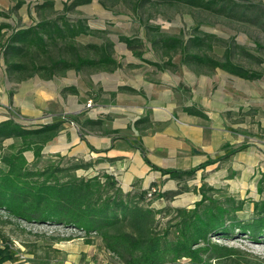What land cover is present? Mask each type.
Here are the masks:
<instances>
[{
  "label": "trees",
  "instance_id": "16d2710c",
  "mask_svg": "<svg viewBox=\"0 0 264 264\" xmlns=\"http://www.w3.org/2000/svg\"><path fill=\"white\" fill-rule=\"evenodd\" d=\"M91 1L69 0L63 5L61 13L49 18L48 15L54 13V2L43 0L35 8L40 20L28 28L11 30L6 37L1 34V30L9 26L2 24L0 50L7 78L23 81L37 76L50 80L62 77L68 71L80 74L85 70H116L119 64L113 58L111 42L76 43L78 37L96 38L105 33L90 28L83 19L69 18L70 13ZM153 1L98 0L104 9L123 4L131 7L133 12ZM163 3L198 7L224 14L228 18L237 17L233 15L237 14L238 18L264 33V7L260 3L251 4L249 0H164ZM22 5L23 2H18L11 13H15ZM0 17L8 16L0 12ZM145 28V43L138 38L126 37H120L119 41L139 60H142L146 44L153 53L166 57L164 66L157 62H145L157 70L174 68L172 58L179 55L181 64L188 68L197 67L210 72L219 69L246 81H257L262 77L260 72L248 70L233 61L234 49L238 51L240 47L234 48L231 41L201 33L198 27L192 28L193 34L187 40L182 36L167 35L158 26L147 25ZM218 45L224 48L222 59L208 53ZM245 55L261 63L260 58L247 53ZM118 91L135 93L126 87H119ZM62 92L76 93L72 87L64 88ZM186 111L205 118L201 112L191 109ZM66 120L76 121V118L66 117L40 126H24L11 119L0 122V213L9 221L76 230L85 236L86 245L93 244L92 235L97 236L114 264H264V259L247 250L212 241V238L226 240L235 235L244 236L251 242L262 241L264 201L253 202L252 218L241 221L236 213L242 210L243 200L236 201L231 197L217 200L209 195L212 188L201 185L200 200L193 208L155 210L151 202L146 200L150 188L130 196L122 192L118 182L110 175L83 178L75 175L76 171L87 169L89 164L64 163L57 156V161L42 168H31L25 153L31 152L37 164L45 145L57 136ZM96 124L87 119L82 125ZM9 139L18 140L19 146L13 153L3 155V142ZM226 154L224 158L228 157L229 152ZM204 166L184 172L158 171L172 180L182 181L192 178ZM181 191L163 192L157 197L170 199ZM165 211L170 214V218L165 227L158 230L156 217ZM16 260L8 243L0 249V264Z\"/></svg>",
  "mask_w": 264,
  "mask_h": 264
},
{
  "label": "crops",
  "instance_id": "0c3cea01",
  "mask_svg": "<svg viewBox=\"0 0 264 264\" xmlns=\"http://www.w3.org/2000/svg\"><path fill=\"white\" fill-rule=\"evenodd\" d=\"M164 71L156 69L152 77L148 73L130 77L117 88L108 83L102 85L101 92L88 95L94 102L93 115L85 108L89 101L85 96L87 90L71 81L63 82V76L11 81V87L0 98V122L11 119L20 125L49 124L57 119L76 118V121H64L57 136L45 145L37 164L31 152L25 153L29 166L32 163L42 168L44 163L57 161V156L64 163L89 164L87 169L78 171L87 177L110 175L122 192L130 196L153 186L162 193L176 190L180 180H172L158 169L184 172L203 165L193 176L194 183L202 182V176L205 181V174L216 171L230 185L229 192L240 187L243 193L252 181L257 195L263 194L264 147L259 145L258 123L248 141H244L241 133L244 126L240 121L244 100H236V92L225 87H210L205 92L192 87L189 100H180L178 83L172 79L173 75L165 78ZM67 78L71 77L67 74ZM68 87L76 93H63ZM119 87L131 88L135 93L118 91ZM187 109L201 112L205 118L188 113ZM87 119L97 124L83 126ZM18 146V140H5L3 155L13 153ZM227 152L229 155L224 158ZM200 186L186 193L195 202ZM156 205L153 203L151 207L160 209ZM85 247V262L93 264V254L90 255L93 244ZM102 250L105 263L114 264L103 247Z\"/></svg>",
  "mask_w": 264,
  "mask_h": 264
},
{
  "label": "rangeland",
  "instance_id": "374dc122",
  "mask_svg": "<svg viewBox=\"0 0 264 264\" xmlns=\"http://www.w3.org/2000/svg\"><path fill=\"white\" fill-rule=\"evenodd\" d=\"M20 1L23 2V5L15 13H11V9ZM42 1L0 0V12L8 16L7 18L0 17V26L2 24L9 26V28L1 30V34L6 37L11 30L25 29L36 24L40 20V16L35 8ZM52 1L54 2V13L48 15L49 18L61 13L63 5L69 2V0ZM163 1L155 0L140 8L137 12H133L128 5L119 4L111 9H104L98 0H92L91 3L78 7L75 12L70 13L69 18L71 20L83 19L90 28L105 32L96 38L78 37L76 39L77 45L101 44L108 40L113 44V58L119 64V67L113 72L85 70L79 74V77L74 71H68L62 77L64 78L63 82L71 81L87 90L85 96L89 97V101H92L93 99L88 95L101 92L102 85L108 83L111 87L117 88L118 84L125 83L126 79L130 77L133 79L143 74L146 75V73L152 77L151 75L155 74L156 69L145 62H157L164 66L167 61L166 57L162 58L160 54L153 53L150 46L146 44L142 60H139L131 55L126 46L119 41V38H138L145 43V26L148 25L158 26L161 32L167 35L182 36L183 39L187 40L193 34L192 28L198 27L201 33L214 35L223 41H231L234 48L236 46L240 47L241 49H237L238 51L234 49L233 61L248 70L260 72L262 77L257 81H246L219 69L210 72L197 67L188 68L181 64L179 55H174L172 58L174 68L168 67L164 71L165 78L166 75L170 78L173 75L172 79L178 83L177 87L180 89V100H189V89L192 87L204 92L206 88L210 89V87H218L219 89L225 87V90L236 92L238 95L236 100H244V107L240 116V121L242 120L244 126L241 130V133L245 136L244 141H248L247 137L252 135V130L255 131V125L258 123L259 145L264 147V33L256 26L238 18L237 14H233L237 17L228 18L224 14H216L214 11L189 7L183 4L167 5ZM249 2L251 4L260 3L264 7V0H249ZM208 53L217 59H222L224 48L222 45L214 46L212 51ZM245 53L255 58H260L261 63H257L254 58L247 57ZM135 65H139V67L135 68ZM5 72L6 68L2 51L0 50V98L3 95V91L11 87V80L7 78ZM67 74L71 78H67ZM57 78L60 79L59 77ZM220 84H224V86ZM233 99L235 98L233 97ZM87 110L93 115L95 110L93 101L92 109ZM42 123L24 122L23 125L40 126ZM238 130L240 131V129ZM30 165L31 168H39V166L32 163ZM43 165H46V163ZM75 175L82 178L88 176L80 171H76ZM228 176H230L229 173ZM203 177L201 178L202 182L197 181L194 183L195 177L180 181L179 186L173 192L182 190L181 193L170 199L158 198L157 195L162 192L159 187L154 186L157 189V193L150 200L151 205L156 203V206L160 207L158 210L165 208L168 210L176 208L191 209L200 200L199 190L196 202L193 201L191 195L186 193L193 188L196 190V186L201 184L212 188L213 191L209 195L217 200L223 201L229 197L236 201L243 200L245 202L244 206L241 211L236 213V217L238 220L246 221L253 216V202L264 201V193L257 195L253 190L255 184L252 181L247 185L249 188L244 190V192L242 190L243 193H241L240 187H237V191L229 192L228 188H230V185L223 182L219 172L215 171L212 174H205V181H203ZM237 178L239 179V177ZM238 184L241 183L239 182ZM169 218L170 214L167 211L157 215L156 226L158 230L165 227ZM91 239L93 241V247L90 250V255L93 254L91 257L93 259L92 263L106 264L107 260L102 250L100 238L92 235ZM260 240L251 242L240 235H235L226 240L212 238L213 242L244 249L264 259V239ZM84 241L85 236L83 234L74 232L71 229L48 225H27L9 221L4 214L0 213V249H3L8 243L10 249L13 250L17 257L15 262H7L5 264H88L85 262L87 254L83 252L86 249Z\"/></svg>",
  "mask_w": 264,
  "mask_h": 264
},
{
  "label": "built area",
  "instance_id": "2783aa9c",
  "mask_svg": "<svg viewBox=\"0 0 264 264\" xmlns=\"http://www.w3.org/2000/svg\"><path fill=\"white\" fill-rule=\"evenodd\" d=\"M86 108L87 109H92V101H88L87 102V104H86ZM45 123H42L41 125H44ZM1 153V152H0ZM155 193H157V189L155 188V187H151L149 190H148V192H147V194H146V200L147 201H150L152 198H153V196L155 195ZM72 230V229H71ZM72 231H74V232H77L76 230H72ZM77 233H79V232H77ZM80 234H82V233H80Z\"/></svg>",
  "mask_w": 264,
  "mask_h": 264
}]
</instances>
